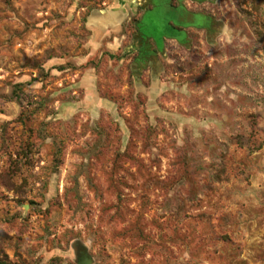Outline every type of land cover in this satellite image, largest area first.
Listing matches in <instances>:
<instances>
[{
  "label": "rangeland",
  "instance_id": "rangeland-1",
  "mask_svg": "<svg viewBox=\"0 0 264 264\" xmlns=\"http://www.w3.org/2000/svg\"><path fill=\"white\" fill-rule=\"evenodd\" d=\"M169 1L0 0V264H264V0Z\"/></svg>",
  "mask_w": 264,
  "mask_h": 264
},
{
  "label": "flooded vegetation",
  "instance_id": "flooded-vegetation-1",
  "mask_svg": "<svg viewBox=\"0 0 264 264\" xmlns=\"http://www.w3.org/2000/svg\"><path fill=\"white\" fill-rule=\"evenodd\" d=\"M190 3H201L200 0H191ZM162 7L164 10L169 13L173 20L167 21L165 23L167 28H170L174 33H177L181 38H170L174 40L175 42H179L180 39L185 35L187 28H192L196 30H203V31H212L213 24L205 15L202 13H199L197 11H188L185 7V1L184 0H170L168 4H163ZM192 15V16H191ZM166 38H164L165 40ZM163 40V43H164ZM142 41V40H141ZM152 41H150L149 44L144 45V47H139L138 49V57L137 64L144 65L150 63L152 56L154 55V51L157 49L154 45L151 44Z\"/></svg>",
  "mask_w": 264,
  "mask_h": 264
},
{
  "label": "crops",
  "instance_id": "crops-1",
  "mask_svg": "<svg viewBox=\"0 0 264 264\" xmlns=\"http://www.w3.org/2000/svg\"><path fill=\"white\" fill-rule=\"evenodd\" d=\"M119 5H113L109 10L104 13L99 12L95 15L96 26L99 28L110 27L111 29L117 28L123 21L126 14L125 10L118 8Z\"/></svg>",
  "mask_w": 264,
  "mask_h": 264
},
{
  "label": "water",
  "instance_id": "water-1",
  "mask_svg": "<svg viewBox=\"0 0 264 264\" xmlns=\"http://www.w3.org/2000/svg\"><path fill=\"white\" fill-rule=\"evenodd\" d=\"M192 16V15H191Z\"/></svg>",
  "mask_w": 264,
  "mask_h": 264
}]
</instances>
